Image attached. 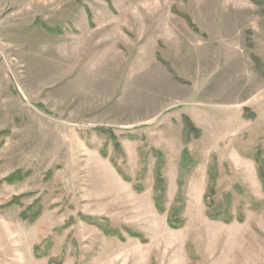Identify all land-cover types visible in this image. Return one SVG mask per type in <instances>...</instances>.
Listing matches in <instances>:
<instances>
[{
  "label": "rangeland",
  "instance_id": "obj_1",
  "mask_svg": "<svg viewBox=\"0 0 264 264\" xmlns=\"http://www.w3.org/2000/svg\"><path fill=\"white\" fill-rule=\"evenodd\" d=\"M258 169L264 0H0V264H264Z\"/></svg>",
  "mask_w": 264,
  "mask_h": 264
},
{
  "label": "trees",
  "instance_id": "obj_2",
  "mask_svg": "<svg viewBox=\"0 0 264 264\" xmlns=\"http://www.w3.org/2000/svg\"><path fill=\"white\" fill-rule=\"evenodd\" d=\"M186 119H187V118H186ZM187 124H188L189 128L191 129L192 126L190 125V123L188 122ZM101 131L106 132L107 130H103V129H101ZM108 131H109V130H108ZM18 172H19V171H15V172H13L11 175H9L8 177H6V180H11L12 178H15V177L18 175ZM258 176L260 177L261 182H262V185L264 186V173H263V171H262L261 169H258ZM155 200H156V206H157V208H158V209H161V207L159 206V204H158V202H157L158 197H155ZM12 202H18V198H17V197H14V198L12 199ZM167 220H168V224H169L171 227H176V226H178L177 224H179V219H178L177 217L173 216V214H171V213L168 214V218H167ZM225 221H227V220H225Z\"/></svg>",
  "mask_w": 264,
  "mask_h": 264
}]
</instances>
